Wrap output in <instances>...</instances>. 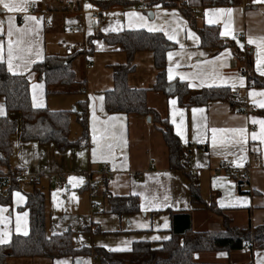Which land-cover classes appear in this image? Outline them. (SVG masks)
Returning <instances> with one entry per match:
<instances>
[{
	"label": "crops",
	"instance_id": "1",
	"mask_svg": "<svg viewBox=\"0 0 264 264\" xmlns=\"http://www.w3.org/2000/svg\"><path fill=\"white\" fill-rule=\"evenodd\" d=\"M98 1L108 2L34 0L29 2L26 12L14 13L0 7V22H3L0 44L3 45V63L6 69L8 70V20L13 17L15 29H28L24 33L16 32L11 38L13 41L20 40L17 55L21 59L13 62L14 65H19V69L14 70L22 73L21 75H28L32 106L34 93L37 101L43 102V107L35 109L46 108L52 112L72 111L69 139L73 141L66 149H60L53 141H23L19 112H7L3 98L0 97V107L3 108V114L0 116H7L16 121L12 153L7 165L0 162V175L8 176L5 180L12 179L11 175L15 170L27 166L31 173L38 175L35 182L28 179L19 183L9 194L8 203L0 202V209H3L0 212V233H9L11 240L15 234L25 236L23 231L29 232L30 218L26 207V194L37 189L45 195V232L54 235L69 231L72 233V246L75 249H89L85 253L53 259L11 258L7 259L5 264H58L59 261H65L67 264H101L93 252L94 249L104 248L110 251V248L127 247L129 250L126 251H130L135 242H148L153 247L160 246L162 241L168 240L163 239L164 237L170 239L173 218L178 214H189L191 228L198 232L224 231L225 218L230 220L233 226L243 229L248 224L253 227L264 225V143L259 139L260 125L252 123L253 119L264 120L259 112L264 108L258 106L264 101V97L249 96V92H264V88L248 86L246 67L247 57H250L252 72L264 78L257 71V59L264 57V47L258 46L260 39L264 38V2L239 0L237 3H214L211 0H174L175 6L164 7L152 0H114L115 2L108 6H102ZM94 8L103 10L105 24L102 27H97L89 16V11ZM182 8L190 11L192 25L182 13ZM217 9L232 11L228 14L215 11ZM132 12L145 17L149 25L154 24L162 28L163 30L159 31L162 34L164 31L171 32L173 28L179 32L176 37L178 42L169 40L174 47L167 50L165 56L167 82L168 69L172 67L174 79L169 82L183 81L199 85V79L191 78L193 72L210 74L209 82L211 76L218 73V87H228L231 90L230 98L233 104L226 100L205 105L182 106L175 96H166L156 91L147 94L148 106L161 119L168 120L176 135L177 126L180 125L183 139L179 135L177 137L184 150L189 175L169 169L168 151L163 142L160 125L147 126L145 116L108 113L104 101L101 111V101L97 98L104 97V93L113 88V67L127 61L120 46L107 44L101 35L123 30L148 31L146 27L140 26L136 17L126 15ZM149 12L151 16L148 15ZM172 13L176 15L173 16ZM26 15L36 17V20L26 23ZM212 20L216 23H209ZM177 25L183 28L182 32ZM209 25L219 27L220 33L227 31L228 35L220 37L231 42V45L222 50L203 47L198 30ZM109 28L115 30L105 31ZM189 31L199 38L198 43L187 39ZM238 33H242L247 42L249 38H253L256 43L250 44L251 48L246 50L244 40L233 38ZM73 44L79 46L74 49ZM181 44L184 45L183 49ZM77 51L76 57L83 56L85 75L80 78L76 74L75 57L72 70L76 83L68 88L54 87L52 92L48 93L44 78L32 71L33 66L46 55L66 57ZM170 51L174 53L171 62L168 59ZM37 52L40 55H37ZM96 56H100L101 60L99 69L94 72L95 66H91L88 58ZM133 58V69L127 77L129 87L151 89L157 74L152 54L139 51ZM261 67L264 68V65ZM180 75H184L186 79L181 80ZM239 78H243L244 86L239 85ZM233 83L236 84L235 88L231 86ZM35 85L42 87H34ZM190 88L195 94L202 88L211 87ZM68 89L71 91H63ZM244 98L247 101H244ZM172 100L177 103L171 104ZM83 109L88 138L80 141L83 131L78 114ZM193 109L202 110L195 114V120ZM110 117L116 119L110 120ZM149 121L155 122L151 116ZM213 128H243L246 142L241 143L238 134L217 131L214 144L211 132ZM253 133L258 136L256 140L252 139ZM93 135L96 136V143H93ZM108 144H113L111 150L108 149ZM93 149H96L95 161L92 156ZM222 161H229L237 168L247 164L250 166L249 186L246 189H239V177L226 175L220 170ZM105 165L108 166V171L103 175L106 181L97 183V177H93L89 182L86 173L91 171L99 176ZM193 176L196 177L195 180L192 179ZM72 177L82 179L83 183L77 184L76 180L70 182ZM61 178L63 187L59 188L57 184ZM192 186L199 191L202 199L200 204L190 199ZM92 187L95 188L94 191H91ZM108 195L136 196L139 211L122 215L109 212ZM142 204L147 210L141 209ZM25 212L28 214L26 217L23 216ZM18 216L21 217L19 233L16 231ZM165 222L167 228L164 227ZM141 224L145 227H138ZM153 236L161 239L153 240ZM123 241L131 243L125 245ZM192 256L197 264H244L246 261L259 264L264 261V248L254 249L250 253L240 250H216L193 253Z\"/></svg>",
	"mask_w": 264,
	"mask_h": 264
},
{
	"label": "trees",
	"instance_id": "2",
	"mask_svg": "<svg viewBox=\"0 0 264 264\" xmlns=\"http://www.w3.org/2000/svg\"><path fill=\"white\" fill-rule=\"evenodd\" d=\"M214 3H237L239 0H211ZM115 2L98 3L108 6ZM118 2V1H117ZM121 2V1H119ZM129 2V1H127ZM162 6H175L174 0H152ZM182 13L190 20L189 10L182 8ZM200 42L203 47H215L219 50L231 45V42L220 37L219 27L209 25L198 30ZM107 44L119 45L126 54L127 61L122 65H115L112 69L113 88L104 93L105 109L108 113L117 112L127 115L153 117L160 124L163 142L168 151L169 169L182 171L189 175L188 163L184 160V150L179 139L167 119H161L153 113L148 106L147 94L161 92L166 96L172 95L178 99L180 105H205L213 101H230L231 90L228 87L202 88L193 93L186 82H167L166 79V53L174 44L160 32H148L144 29L123 30L121 32L101 35ZM139 51H148L152 54L154 67L157 71L155 82L151 89L132 88L127 83L128 74L133 69V57ZM78 51L62 57L59 55H46L43 60L35 64L32 71L44 78L47 92H52L54 87L68 88L76 83V76L72 70L73 59ZM246 67L247 83L249 87L264 88V78L252 72V60L247 57ZM64 92L71 91L63 90ZM62 91V92H63ZM0 97L3 98L7 112H19L21 118V139L27 141L35 139L39 142L53 141L66 149L73 142L69 139L72 111H49L46 108L35 109L30 103V89L28 75H13L8 72L6 65L0 62ZM84 107V106H83ZM264 117V109L259 110ZM82 128L80 141L88 138L84 109L78 114ZM16 121L7 116H0V162L7 165L12 153V137L15 134ZM14 179L2 181L6 195L0 193V202L8 203L9 194L18 186ZM26 207L29 210V234L23 236L15 234L10 242L0 245V264H5L7 259L47 258L58 256H71L85 253L89 249H75L72 246V233L63 232L48 235L45 232V195L43 191L33 190L26 194ZM190 199L194 203L202 202L196 187L190 188ZM109 212L118 215L136 213L139 211V201L136 196L126 197L107 196ZM224 231H195L191 228L189 214L174 215L172 234L170 239L162 241L158 247H153L148 242H135L130 251L110 252L104 248L94 249V254L100 259L101 264H197L193 253L210 252L216 250H240L248 244L251 250L264 248V225L239 228L233 226L227 218L223 221Z\"/></svg>",
	"mask_w": 264,
	"mask_h": 264
},
{
	"label": "snow or ice",
	"instance_id": "3",
	"mask_svg": "<svg viewBox=\"0 0 264 264\" xmlns=\"http://www.w3.org/2000/svg\"><path fill=\"white\" fill-rule=\"evenodd\" d=\"M29 2H34V0H20V2H17V0H0V7H2L3 10H6L9 13L26 12ZM253 2L254 3H259V2H264V0H253ZM86 7H90V5H86ZM157 7H159V5H157ZM215 11H217V12H227L228 14H230L232 10L231 9H228V10L217 9ZM126 15L136 17L138 19V21L140 22V26L141 27H146L149 32H159V31L163 30L162 28L157 27L154 24L153 25H149L145 17L138 16V14L135 13V12L128 13ZM172 15L175 16L176 13H172ZM207 15H208V13L206 11L205 16H207ZM13 20H14L13 17H10L9 20H8V25L9 26H8L7 35L9 37V42H8V47H7V66H8V71L9 72H11L13 75H17V74H22V73H19L18 71L14 70V68L19 69V65H14L13 62H14V60L21 59V57L19 55H17V53L19 51L18 45L20 44V40L17 39L15 41H13L11 38L14 36V34L16 32L24 33L26 31H28V29L27 28H25L23 30L15 29ZM35 20H36V17L28 16V15L25 16V22L26 23L28 21H35ZM2 23L3 22H0V34H2ZM209 23H216V21L212 20V21H209ZM177 28H180V26L177 25ZM110 30H115V29H111V28L105 29V31H110ZM180 31L182 32L183 28H180ZM228 34L229 33L227 31H221V33H220L221 36H225V35H228ZM164 35L167 37V39L172 40L174 42H178V41H176V37L179 35V32H177L176 28H173L171 32L164 31ZM187 39L192 40L194 43H198L199 42V38L195 35V33H192L190 31L187 34ZM237 43H239V42H237ZM248 43L252 44V43H256V41L253 38H249ZM258 46L264 47V38L260 39V42H259ZM183 47H184V45L181 44V49H183ZM37 55H40V53L37 52ZM173 55H174L173 52H171V51L168 52V59H169L170 62L173 59ZM175 55H181V53H175ZM201 55H203V54L201 53ZM258 56H259V54H258ZM189 59H191V55H189ZM217 59H219V57H217ZM0 62H4L3 45L2 44H0ZM205 63H207V62H205ZM261 65H264V57H260V58L257 59V71L259 72L260 75L264 76V68H262ZM177 66H179V65H177ZM196 67L199 68V65H197ZM217 76H218V73L212 75L211 76V82H209L210 81V74H206V73H203V72H193L191 74V78L193 80L199 79V85H194L193 83H189L188 87H194V86H207V87L217 86L218 87L220 85L216 83V77ZM168 79H169V81L174 79L173 68L172 67H169V69H168ZM180 79L184 80V79H186V77L184 75H180ZM238 82H239L240 86H244L243 78H239ZM231 86L233 88H235L236 84L233 83ZM34 87H42V86L41 85H35ZM249 96L250 97H254V96L264 97V92H259V93H257V92H249ZM97 99H99L101 101V111H103L104 97H98ZM32 100H33V107L34 108H38V107H43L44 106L42 101H39V102L37 101V97H36L35 93L33 94ZM170 103L171 104H176L177 101L176 100H172ZM258 106L260 108H264V101H261L258 104ZM198 111H202V110L193 109V119L194 120H195V114ZM2 114H3V108L0 107V115H2ZM109 119L111 120V119H116V118L115 117H110ZM182 123H183V121H181V124ZM252 123L260 125L259 139H260L261 143H264V120L253 119ZM217 131H229V132H232L234 134H238L241 137V141L240 142L241 143L246 142L245 129H243V128L229 129V130H217V129L213 128V129H211V132L213 133V143L214 144H215V140H216L215 134L217 133ZM177 135L181 136V139H183V135H182V132H181L180 125L177 126ZM257 138H258L257 134L253 133L252 134V139L256 140ZM93 143H96V136L95 135H93ZM107 147H108L109 150H111L113 148V144H108ZM92 156H93V160L95 161L96 149H93ZM237 166H242V165L237 164ZM73 180H76L77 184L83 183L82 179L81 180H77V178H75V177L70 178V182H72ZM133 194L135 195V193H133ZM17 195H19V194H17ZM20 198L23 199V197H20ZM53 198L55 200V193L53 194ZM141 209L142 210H147L145 208L144 204L141 205ZM2 211H3V209H0V212H2ZM27 215L28 214L26 212L23 213L24 217H26ZM20 220H21V217L18 216L17 217V226H16V231L18 233L21 232ZM25 223H26V221H25ZM138 227H145V225L141 224V225H138ZM164 227L165 228L168 227L167 222H165ZM23 234L25 236H27L28 232L26 230H24ZM9 237H10L9 233H0V245L8 244L10 242V238ZM152 239L153 240H158V239H161V238L158 237V236H153ZM163 239H169V238L168 237H164ZM122 243L127 245V244H129L131 242L130 241H123ZM109 250L110 251H126V250H129V249L127 247H117V248H110ZM58 264H67V262L59 261ZM259 264H264V261L259 262Z\"/></svg>",
	"mask_w": 264,
	"mask_h": 264
},
{
	"label": "built area",
	"instance_id": "4",
	"mask_svg": "<svg viewBox=\"0 0 264 264\" xmlns=\"http://www.w3.org/2000/svg\"><path fill=\"white\" fill-rule=\"evenodd\" d=\"M246 0H243V2ZM89 16L91 20L94 22V24L97 27H102L105 24V16L103 14V10L99 8H94L93 10L89 11ZM244 40L245 49L248 50L251 48L250 44L247 42L246 37L242 33H238L234 36V40ZM79 45L73 44V48H77ZM243 72V70H241ZM244 101H247V99H243ZM248 110H251L248 108ZM220 170L223 171L224 174L234 177H239L240 180L238 181V187L239 189H246L249 186V177H250V166L247 164L242 168L234 167L229 161H222L220 165ZM108 171V166H103V168L99 172V176L97 174L88 171L86 174H88L89 182L93 180V177H97L96 181L97 183H104L106 181V178L103 177L104 174ZM8 176L0 175V193L6 194L7 191L3 189L2 181H4ZM11 178L14 179L17 183L24 182L25 180H30L31 182H35L38 179V175H35L30 172L29 167H21L13 172L11 175ZM193 180L196 179L195 176L192 177ZM59 188L63 187V180L60 179L59 183L57 184ZM95 188L92 187L91 191H94ZM243 253H250L252 250L248 246V244H244V246L240 249ZM244 264H252L250 261H246Z\"/></svg>",
	"mask_w": 264,
	"mask_h": 264
},
{
	"label": "rangeland",
	"instance_id": "5",
	"mask_svg": "<svg viewBox=\"0 0 264 264\" xmlns=\"http://www.w3.org/2000/svg\"><path fill=\"white\" fill-rule=\"evenodd\" d=\"M89 59V62H90V64H91V66H95V69H94V72L97 70V69H99V62H100V56H96V57H89L88 58ZM74 70H75V72H76V74H78V76L80 77V78H82L85 74H84V72H85V62H84V59H83V56H81V57H76V59H75V62H74ZM103 77L104 76H102L101 78L103 79ZM96 80H98L97 78H96ZM95 80V81H96ZM93 81V80H92ZM91 84V83H90ZM84 92V91H83ZM149 123V124H148ZM146 125L147 126H151V127H157L158 125H160L159 123H158V120H155V122L153 121V122H150L149 120H148V117H146ZM31 260V259H30ZM30 260H27V261H30Z\"/></svg>",
	"mask_w": 264,
	"mask_h": 264
},
{
	"label": "water",
	"instance_id": "6",
	"mask_svg": "<svg viewBox=\"0 0 264 264\" xmlns=\"http://www.w3.org/2000/svg\"><path fill=\"white\" fill-rule=\"evenodd\" d=\"M148 15H150V16H151L150 12L148 13ZM148 120H150V117H148Z\"/></svg>",
	"mask_w": 264,
	"mask_h": 264
}]
</instances>
